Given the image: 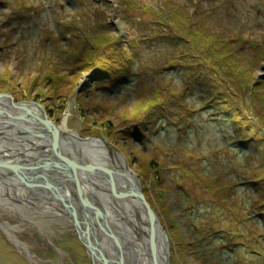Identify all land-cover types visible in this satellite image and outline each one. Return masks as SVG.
Returning <instances> with one entry per match:
<instances>
[{"label": "rangeland", "instance_id": "374dc122", "mask_svg": "<svg viewBox=\"0 0 264 264\" xmlns=\"http://www.w3.org/2000/svg\"><path fill=\"white\" fill-rule=\"evenodd\" d=\"M168 36L189 40L200 59L221 37L226 41L215 43L222 51L214 57L225 54L249 89L264 84V0H0V93L15 103L40 104L55 126L68 111L69 130L99 137L124 157L166 234L169 264H264V235L250 236L252 227H262L253 217L259 211L248 207L252 193L241 184L238 169L262 176L245 165L253 151L237 141L232 123L203 109L190 121L174 119L136 132L148 110L168 101L169 89L181 87L180 72L171 68L173 52L162 38ZM83 38L100 41L95 58L87 50L82 55L72 50ZM120 52L131 58L133 77L110 87L98 70L105 61L119 63ZM189 101L198 108L196 95ZM242 115L251 118L246 111ZM151 163L159 168L158 185ZM215 173L234 189L218 191ZM226 195L235 206L222 203ZM29 198L33 195L23 204ZM5 206L1 219L14 224ZM24 226L45 245L46 250L34 248L42 264H92L72 224L50 225L53 233L46 236L53 247ZM0 264H31L1 228Z\"/></svg>", "mask_w": 264, "mask_h": 264}, {"label": "bare ground", "instance_id": "6f19581e", "mask_svg": "<svg viewBox=\"0 0 264 264\" xmlns=\"http://www.w3.org/2000/svg\"><path fill=\"white\" fill-rule=\"evenodd\" d=\"M25 106L30 113H27L26 110L23 109L24 111L13 112L12 114L20 115L22 112L25 113L24 122L18 123L16 120L14 122L22 124L23 129H28L29 133L20 132L19 130H22V128L19 127V125L9 128L10 130H0V149L3 147L11 149L9 150L10 155L6 151L1 153L0 167L6 164L13 165L15 169H27L29 171L40 169L47 170L51 167H55V171L50 172L57 177V182H50L45 184L46 186L39 183L40 187H36V184L33 182L32 184L26 183V180H22L19 177L13 180L5 178L9 181L7 183L1 182L0 180V207L2 208L4 205L8 204V206H5V213L14 216L16 219L14 224H10L7 220H2L0 216V228L5 238L12 243L25 258L30 260L31 264H42L41 260L36 259L34 248L46 250L44 247L45 245L43 246L41 242L39 243L35 240L31 232L27 230L24 225L27 224L35 228L43 240L48 242L52 247L53 244L46 236L47 231L52 232L50 231V225H57L60 228H65L66 226L70 227L72 224L77 234H79L80 230L78 229L79 227L74 216V212L77 213V210L76 206L72 203L74 200L73 187L70 182L67 181L66 173L60 169V164L56 165L57 159L49 147V133L33 116L35 114L40 115V112L33 104H26ZM68 116L69 113L66 111L60 125L56 126L60 133L58 146L66 158L78 165L86 164V166H89L90 163H92L101 168H118V166L122 164L120 160L116 159L115 155L111 156L108 154L98 140H80L77 132L67 128L66 121ZM26 135H31V137ZM68 140H71V143L68 142ZM0 151L2 152V150ZM80 155L83 156L84 164L79 160ZM42 161L44 163H42ZM5 174L4 170L0 171V176ZM109 175L115 178V183L113 185L108 181L110 178ZM109 175L108 178L105 177L107 176L105 174L104 176L89 175L88 179L85 178V186L92 191L104 208L111 222V226L118 232L125 234V236L131 240V243H127V246L137 255V264H150V260L147 256V225L145 217L139 208L135 206L133 201L120 200L116 196H112V194L110 195L104 191L105 189H124V187L128 185L121 176L115 173ZM53 181H55V179H53ZM26 186H28V188ZM34 186L35 189L39 190V193H34L32 190ZM8 194L10 196L6 198ZM30 195H33V198H29V202L23 204ZM44 196L46 198H44ZM11 198L14 201H12ZM31 199H34L35 202L31 201ZM6 200L9 201L7 204L5 203ZM89 201L93 202L95 200L90 199ZM20 231H22V233ZM22 234L27 235L29 239L21 240L19 236ZM102 243L111 258H114L115 256H113L112 253H115V250L109 243ZM162 246L161 244V248ZM57 252L59 255L60 253L63 255L59 250H57Z\"/></svg>", "mask_w": 264, "mask_h": 264}, {"label": "trees", "instance_id": "16d2710c", "mask_svg": "<svg viewBox=\"0 0 264 264\" xmlns=\"http://www.w3.org/2000/svg\"><path fill=\"white\" fill-rule=\"evenodd\" d=\"M162 38L173 52V59L176 61V65L171 66V68L180 72L179 80L181 82V87L169 89V100L165 103L155 105L148 110L144 119L138 125L136 132L142 133L145 130L147 132L156 126L157 123L174 124V119H178V122L175 124H178L182 120L190 121L189 119H191L192 114L198 110L205 109L211 110L215 112V114H223V119L232 123L233 132L236 135L237 141L245 146L250 145L252 148L253 153L245 159V165L247 163L249 169L256 170V172L262 176L259 178L255 174L250 173V171L238 169L239 178L242 182L241 184H244L246 189L250 190L252 193L250 195L252 202H249L248 207H251L254 212L257 210L259 211L253 217H258L262 226L260 229L252 227L250 236L261 237V235H264V170L260 173V169L264 167V84L262 83L249 89V84H246L245 81L243 82L238 74H236V65L234 64L233 68L227 61V56H225V54H223L222 57H214L219 56L221 54L220 51H222L216 44L226 41L221 37L216 39V44L213 41L209 44L211 46L206 48L203 59L198 58V53L190 51L191 44L189 40L186 41L180 36ZM96 39L93 38V40L89 42L83 38L77 45H73L72 50L74 52L76 51V53L80 51V55L83 54L82 50H87L86 53L95 58L98 54L97 47L100 44V41L97 42ZM78 45H80L81 48L85 47V49L77 48ZM182 46H188V48L181 49ZM114 50L115 49L112 48V55H118L117 52L116 54L113 52ZM126 55V53L120 52V58L122 57V59L119 63L111 61L112 64H110V62H108L112 66L107 68L109 64L105 61L102 65L103 69L101 71L100 69L98 70L101 76L107 77L110 87L114 85V83L120 82V80L129 81L132 79L133 75L131 73L133 63H131V58H124ZM68 57H70V54H68ZM110 60L111 58L108 61ZM137 85H139V81L136 79L134 86L137 87ZM137 95L140 97L141 92H138ZM194 95L197 96L200 102L197 109H195L193 104L189 101ZM243 111H246L251 118L244 119L242 115ZM129 133L131 134V132ZM151 164V169L156 170L153 183L158 185L161 180L160 174L157 172L159 168L157 165ZM193 172L197 178H200L202 175L196 170ZM203 176L205 179L203 178L201 182H206L208 177L205 175ZM209 177H216L215 182L221 186V189L223 188L222 190L218 189V191L233 188L231 184L224 182L217 173H215L213 177ZM211 178H209V180ZM232 193L233 190H231L229 194ZM227 200L229 204L231 198L226 195L222 203L226 204ZM233 201L231 203L235 206L237 202ZM227 205H225L226 209ZM227 213L229 215V211ZM239 222L245 225L242 220H239Z\"/></svg>", "mask_w": 264, "mask_h": 264}, {"label": "water", "instance_id": "95a60500", "mask_svg": "<svg viewBox=\"0 0 264 264\" xmlns=\"http://www.w3.org/2000/svg\"><path fill=\"white\" fill-rule=\"evenodd\" d=\"M26 104H33L36 106V108H38L40 115L35 114L33 116L39 121L40 124L44 126V128L49 133V147L53 151V154L57 159L56 165L60 164V169L66 173L65 175L67 177V181L70 182L73 187L74 200L72 201V203L74 206H76L77 210V213L74 212V216L79 227L78 229L81 232H79V234L76 233V235L82 242V244H84L86 252L92 260V264L138 263L137 255L127 246V243H131V240H129L125 236V234L118 232L111 226V222L109 221L104 208L92 193V191L85 186V178L88 179L89 175L104 176L105 174L107 175L105 177L108 178L109 174L113 175L114 173L118 176H121L128 184V187L126 186L124 187V189H105L104 191L110 195L112 194V196H116L120 200L133 201V203H135V206L138 207L139 210L143 213L147 225L146 243L148 247L147 256L150 260V264H169V247L166 234L163 231L156 214L150 208L149 204L146 202L144 196L142 195L140 183L135 174L128 168L124 157L117 154L108 146V144L103 139L99 137L83 138L78 136L82 141L91 139L98 140L99 142H101L102 147L106 150V152H108V154H110L111 156L115 155L116 159L120 160L122 164L118 166V168H101L99 166H95L92 163H90L89 166H86V164H84L83 162L82 155L79 156V160L84 165H78L74 163L62 154L61 149L58 146V138L60 137V133L57 130L56 126L50 120H48L43 107L35 102L15 103L13 101V98L7 93H0V130L6 131L9 128H13V126L15 125H19V127L22 128V130H19L20 132L29 133L28 129H23L22 124H18L19 122L25 121V114H12L13 112L17 111L21 112L23 109L26 110L27 113H30V111L25 106ZM15 120L18 121V123L14 122ZM68 142L71 143V140H68ZM0 150H2V152L0 151L1 155V153H3L4 151L9 153V150L11 149L8 147H3ZM1 170H4L6 173L5 175L0 176L1 182L4 183L9 182V179L13 180L16 177H19L22 180H26V183L29 184H32V182L35 181L36 183H42V185L44 186H46L45 184H48L50 182H57V177L51 174V172L55 171V167H51L47 170L40 169L29 171L27 169H15L13 168V165L3 164L0 167V171ZM109 177L110 178L108 181L109 183H111V185H113L115 183V178L114 176L111 177L110 175ZM5 178H7L8 180ZM53 179H55V181H53ZM26 187L28 188V186ZM44 198L46 197L44 196ZM90 199L95 201L90 202ZM102 242L109 243V245L115 250V253H112L113 256H115L114 258H111L109 253L104 248L105 246ZM161 244L163 245L162 248Z\"/></svg>", "mask_w": 264, "mask_h": 264}]
</instances>
